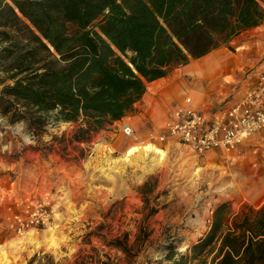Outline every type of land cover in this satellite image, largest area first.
I'll return each mask as SVG.
<instances>
[{
    "label": "rangeland",
    "instance_id": "374dc122",
    "mask_svg": "<svg viewBox=\"0 0 264 264\" xmlns=\"http://www.w3.org/2000/svg\"><path fill=\"white\" fill-rule=\"evenodd\" d=\"M229 46L217 50L228 76L217 84L223 93L214 90L211 98L239 88L243 71L252 68ZM19 106L8 115L0 108V264H171L165 256L184 254L204 236L217 205L226 203L237 213L264 203V132L229 156H198L170 142L161 164H125L119 160L136 146L134 139L116 131L110 145L97 134L77 143V123L50 116L40 126L12 122L11 115L24 110ZM35 208L49 211L51 224L15 231L13 216ZM29 233L38 246L29 242Z\"/></svg>",
    "mask_w": 264,
    "mask_h": 264
},
{
    "label": "trees",
    "instance_id": "16d2710c",
    "mask_svg": "<svg viewBox=\"0 0 264 264\" xmlns=\"http://www.w3.org/2000/svg\"><path fill=\"white\" fill-rule=\"evenodd\" d=\"M264 0H0V108L12 122L77 123L72 140L134 110L147 84L264 21ZM40 126V125H39ZM145 184L141 191L147 188ZM121 247L123 251L125 248ZM171 264H264V203L216 206ZM85 264V263H73ZM101 264H107L102 262Z\"/></svg>",
    "mask_w": 264,
    "mask_h": 264
},
{
    "label": "crops",
    "instance_id": "0c3cea01",
    "mask_svg": "<svg viewBox=\"0 0 264 264\" xmlns=\"http://www.w3.org/2000/svg\"><path fill=\"white\" fill-rule=\"evenodd\" d=\"M232 43L237 50H240V54L246 59V64L252 66L243 71L238 81L239 88L237 86L232 89L226 88L228 91L225 92L224 98L209 97L214 94V90H220V93H223V85L217 84L219 79L223 81L228 76L222 73L227 67L222 61V53L217 52L220 49L218 48L202 58L190 61L187 65L175 68L167 77L148 83L145 94L135 103L134 110L121 120L114 121L107 131L102 130L97 133V136L105 138L107 145H110L112 140L108 139L109 135L117 136L114 132L121 133V126L127 123L136 135L134 145L151 144L166 153L164 144L173 141L160 142L156 137L151 139L148 132H154V136L160 134L172 109L182 104L185 97L191 98V105L194 108L209 114L240 100L256 81L255 74L264 71V21L259 26L235 36L229 45ZM214 52L212 58H205ZM200 59H203V62H196ZM210 153L227 156L221 151Z\"/></svg>",
    "mask_w": 264,
    "mask_h": 264
},
{
    "label": "built area",
    "instance_id": "2783aa9c",
    "mask_svg": "<svg viewBox=\"0 0 264 264\" xmlns=\"http://www.w3.org/2000/svg\"><path fill=\"white\" fill-rule=\"evenodd\" d=\"M256 81L240 100L205 114L194 108L190 97L175 106L170 112L160 134V142L173 141L195 155L201 156L214 151L231 155L251 136L264 132V71L255 74ZM121 133L135 139L132 127L125 123ZM51 224V213L35 208L26 215L15 214L12 227L18 233L31 229H44Z\"/></svg>",
    "mask_w": 264,
    "mask_h": 264
},
{
    "label": "bare ground",
    "instance_id": "6f19581e",
    "mask_svg": "<svg viewBox=\"0 0 264 264\" xmlns=\"http://www.w3.org/2000/svg\"><path fill=\"white\" fill-rule=\"evenodd\" d=\"M165 157H166V153L163 150L157 148L154 145L146 144V145L131 147L129 150L126 151L124 156L119 161H122L125 164H131L139 159L141 160L149 159V162L152 165H158L164 161ZM28 237L30 243H33L36 246L39 245V242H37L33 238L31 233H29Z\"/></svg>",
    "mask_w": 264,
    "mask_h": 264
}]
</instances>
